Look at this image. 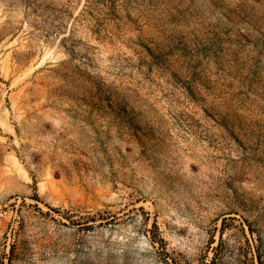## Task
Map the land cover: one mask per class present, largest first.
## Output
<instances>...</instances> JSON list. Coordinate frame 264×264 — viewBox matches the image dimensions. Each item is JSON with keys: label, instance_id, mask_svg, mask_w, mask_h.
<instances>
[{"label": "rangeland", "instance_id": "1", "mask_svg": "<svg viewBox=\"0 0 264 264\" xmlns=\"http://www.w3.org/2000/svg\"><path fill=\"white\" fill-rule=\"evenodd\" d=\"M0 264H264V0H0Z\"/></svg>", "mask_w": 264, "mask_h": 264}]
</instances>
